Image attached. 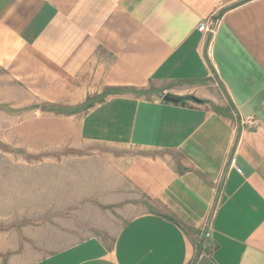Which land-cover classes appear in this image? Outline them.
Instances as JSON below:
<instances>
[{
	"label": "crops",
	"instance_id": "1",
	"mask_svg": "<svg viewBox=\"0 0 264 264\" xmlns=\"http://www.w3.org/2000/svg\"><path fill=\"white\" fill-rule=\"evenodd\" d=\"M0 68L45 100L102 96L79 138L138 151L148 205L29 264H264V0H0Z\"/></svg>",
	"mask_w": 264,
	"mask_h": 264
},
{
	"label": "rangeland",
	"instance_id": "2",
	"mask_svg": "<svg viewBox=\"0 0 264 264\" xmlns=\"http://www.w3.org/2000/svg\"><path fill=\"white\" fill-rule=\"evenodd\" d=\"M97 97L45 100L0 68V264H29L89 237L112 242L148 210L125 176L139 152L79 138L72 115Z\"/></svg>",
	"mask_w": 264,
	"mask_h": 264
},
{
	"label": "built area",
	"instance_id": "3",
	"mask_svg": "<svg viewBox=\"0 0 264 264\" xmlns=\"http://www.w3.org/2000/svg\"><path fill=\"white\" fill-rule=\"evenodd\" d=\"M218 24V19H210V20H206V21H203L199 27H198V30L201 32V33H212L215 31L216 29V26ZM208 55H212V50L211 48L208 49ZM243 125L245 127H248V128H251L255 125H257V120L256 118H254L253 116H247L244 120H243ZM231 165L232 166H236V159L235 158H232L231 159ZM238 171L241 172V170L238 168Z\"/></svg>",
	"mask_w": 264,
	"mask_h": 264
},
{
	"label": "water",
	"instance_id": "4",
	"mask_svg": "<svg viewBox=\"0 0 264 264\" xmlns=\"http://www.w3.org/2000/svg\"><path fill=\"white\" fill-rule=\"evenodd\" d=\"M192 99H193L194 101H196V102H200V100L197 99V98H195V97H193ZM164 100H165L166 102L180 103L181 100H182V97L177 96V95H174V94H171V93H168V94L165 95Z\"/></svg>",
	"mask_w": 264,
	"mask_h": 264
},
{
	"label": "trees",
	"instance_id": "5",
	"mask_svg": "<svg viewBox=\"0 0 264 264\" xmlns=\"http://www.w3.org/2000/svg\"><path fill=\"white\" fill-rule=\"evenodd\" d=\"M193 97H182V100L179 104H182L184 102H186L187 100H191ZM201 103H205V101H200Z\"/></svg>",
	"mask_w": 264,
	"mask_h": 264
}]
</instances>
